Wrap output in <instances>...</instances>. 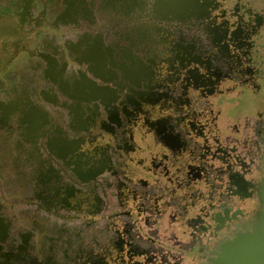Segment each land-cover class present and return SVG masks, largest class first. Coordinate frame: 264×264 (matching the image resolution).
Segmentation results:
<instances>
[{"label":"flooded vegetation","instance_id":"1","mask_svg":"<svg viewBox=\"0 0 264 264\" xmlns=\"http://www.w3.org/2000/svg\"><path fill=\"white\" fill-rule=\"evenodd\" d=\"M90 3L102 18L125 10L106 19L134 20L133 35L110 74L66 73L29 138L39 180L10 186L33 202L27 228L0 204V264H209L258 206L264 0ZM98 131L114 137L99 147Z\"/></svg>","mask_w":264,"mask_h":264},{"label":"crops","instance_id":"2","mask_svg":"<svg viewBox=\"0 0 264 264\" xmlns=\"http://www.w3.org/2000/svg\"><path fill=\"white\" fill-rule=\"evenodd\" d=\"M124 12L108 9L102 18L90 0H0V184L11 194L0 204L6 216H18L20 228H27L20 213L35 207L21 203L12 188L39 180V155L28 147L30 129L53 115L71 69L100 76L119 67L114 62L122 60L125 36L133 35L135 23L106 18ZM18 108L24 112L18 121L4 120L5 112Z\"/></svg>","mask_w":264,"mask_h":264},{"label":"water","instance_id":"3","mask_svg":"<svg viewBox=\"0 0 264 264\" xmlns=\"http://www.w3.org/2000/svg\"><path fill=\"white\" fill-rule=\"evenodd\" d=\"M89 89L92 93L98 92V88L95 86L89 87ZM86 90L84 87L83 92H87ZM82 101L86 103L88 100L82 98ZM248 105H250V99H244L240 104L241 107ZM20 113H24L20 108L10 112L7 111L4 113L3 118L6 121L14 119L18 121L21 118ZM39 129L40 125H36L31 127L30 131L37 134ZM111 137H114L112 133L98 131L93 143L100 147L106 145ZM255 194L258 198V206L254 210L252 218L243 226V229L236 232L234 237L225 238L217 243L211 251L209 264H264V176L258 183ZM27 204H33V202ZM0 242L5 243L3 239H0Z\"/></svg>","mask_w":264,"mask_h":264}]
</instances>
